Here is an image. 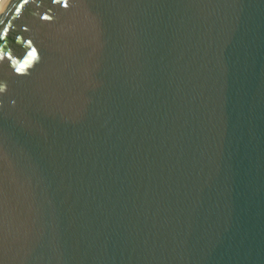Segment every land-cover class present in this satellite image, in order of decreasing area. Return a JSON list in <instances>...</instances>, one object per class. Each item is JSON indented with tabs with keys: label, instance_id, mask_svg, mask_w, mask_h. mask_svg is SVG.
I'll use <instances>...</instances> for the list:
<instances>
[{
	"label": "water",
	"instance_id": "1",
	"mask_svg": "<svg viewBox=\"0 0 264 264\" xmlns=\"http://www.w3.org/2000/svg\"><path fill=\"white\" fill-rule=\"evenodd\" d=\"M68 4L0 8V264H264V0Z\"/></svg>",
	"mask_w": 264,
	"mask_h": 264
},
{
	"label": "clouds",
	"instance_id": "2",
	"mask_svg": "<svg viewBox=\"0 0 264 264\" xmlns=\"http://www.w3.org/2000/svg\"><path fill=\"white\" fill-rule=\"evenodd\" d=\"M5 0H0V8L3 7ZM64 7H69L68 0H64ZM31 45V41L28 42ZM0 59H3V55L0 54ZM9 59L11 60V56L9 55ZM40 59L38 55V51L35 47H31V50L28 52L27 57L21 62L19 60H12V67L16 74L27 75L28 69L34 66L36 62ZM7 91V82L0 80V94H3Z\"/></svg>",
	"mask_w": 264,
	"mask_h": 264
},
{
	"label": "snow or ice",
	"instance_id": "3",
	"mask_svg": "<svg viewBox=\"0 0 264 264\" xmlns=\"http://www.w3.org/2000/svg\"><path fill=\"white\" fill-rule=\"evenodd\" d=\"M45 19H47V17H45Z\"/></svg>",
	"mask_w": 264,
	"mask_h": 264
}]
</instances>
